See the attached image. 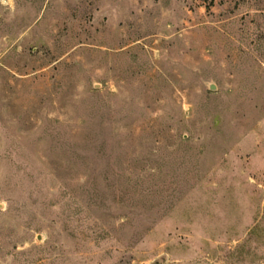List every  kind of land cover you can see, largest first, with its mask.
<instances>
[{
  "label": "rangeland",
  "instance_id": "1",
  "mask_svg": "<svg viewBox=\"0 0 264 264\" xmlns=\"http://www.w3.org/2000/svg\"><path fill=\"white\" fill-rule=\"evenodd\" d=\"M0 264H264V0H0Z\"/></svg>",
  "mask_w": 264,
  "mask_h": 264
},
{
  "label": "water",
  "instance_id": "2",
  "mask_svg": "<svg viewBox=\"0 0 264 264\" xmlns=\"http://www.w3.org/2000/svg\"><path fill=\"white\" fill-rule=\"evenodd\" d=\"M210 89H212V90H213V89H214V88H213V86H212Z\"/></svg>",
  "mask_w": 264,
  "mask_h": 264
}]
</instances>
